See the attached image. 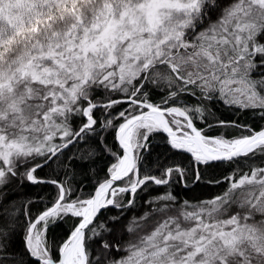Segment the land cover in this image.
<instances>
[{
	"label": "snow or ice",
	"instance_id": "snow-or-ice-1",
	"mask_svg": "<svg viewBox=\"0 0 264 264\" xmlns=\"http://www.w3.org/2000/svg\"><path fill=\"white\" fill-rule=\"evenodd\" d=\"M0 264H264V0H0Z\"/></svg>",
	"mask_w": 264,
	"mask_h": 264
}]
</instances>
